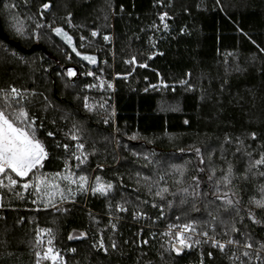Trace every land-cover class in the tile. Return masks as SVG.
I'll return each instance as SVG.
<instances>
[{"label":"trees","instance_id":"16d2710c","mask_svg":"<svg viewBox=\"0 0 264 264\" xmlns=\"http://www.w3.org/2000/svg\"><path fill=\"white\" fill-rule=\"evenodd\" d=\"M0 25V116L47 151L26 179L1 175L0 264H39L38 229L66 264H264V0H0ZM36 44L46 52L14 46ZM101 72L109 95L87 89ZM59 173L88 192L53 208L23 188ZM133 211L248 241L261 259L150 238Z\"/></svg>","mask_w":264,"mask_h":264},{"label":"rangeland","instance_id":"374dc122","mask_svg":"<svg viewBox=\"0 0 264 264\" xmlns=\"http://www.w3.org/2000/svg\"><path fill=\"white\" fill-rule=\"evenodd\" d=\"M112 34L104 35L103 41L105 44L109 45V41L112 42ZM84 37L80 38V43H82ZM83 44V43H82ZM84 45V44H83ZM109 52V51H107ZM134 65L135 60L132 59ZM69 75H73L75 72L73 69L68 70ZM104 73H99L93 80L96 79L93 85H90L87 89L96 90L100 94H111L112 82L105 81ZM72 149L74 161L79 160L80 148ZM0 184L1 175L6 169H12L18 172L23 179H26L28 171L33 170L36 166L42 164V161L47 156V151L38 143L33 142L28 138L25 133L21 130L15 129L11 124L3 121L0 116ZM24 190L30 188L32 191L40 193L44 198L41 203L44 206H50L53 208L59 207L62 203H54L56 197L61 198L60 192H66L67 194L72 193L76 195L80 191L88 192V186L83 182L77 180H72L67 174H50L47 177L37 179L34 183L33 180H27L23 182ZM1 196V194H0ZM36 245L38 250L36 256L42 255L44 253L46 258H42L39 264H43L42 261H46L48 264H56L54 260L58 255L63 256L64 264H66L64 253H62L53 244V237L49 230L38 229L36 232Z\"/></svg>","mask_w":264,"mask_h":264},{"label":"built area","instance_id":"2783aa9c","mask_svg":"<svg viewBox=\"0 0 264 264\" xmlns=\"http://www.w3.org/2000/svg\"><path fill=\"white\" fill-rule=\"evenodd\" d=\"M87 76L93 75L92 72L86 73ZM99 79V77H97ZM112 91L114 88L112 87ZM91 104H89L90 107ZM1 166V164H0ZM0 209H1V196H0ZM126 211V209H123ZM131 217L134 220L137 227L140 228V234L146 230L148 237L154 238L159 237L166 239L173 245L178 246L179 248L185 251H199L203 253L206 251L207 256L212 255V249H218L220 251H225L231 249V255L234 258H239V250L244 256V258L252 261H258L260 255L255 252L254 247L248 242L244 241L239 243L234 237L229 239H219L211 237L205 232H199L196 226L193 223H182L176 218H173L172 221L165 223L164 225L152 226L149 224L151 221L153 224L156 223L155 219H151L147 214L140 211H133ZM143 242L147 244L148 239L144 238ZM38 259L46 258V255L36 256ZM56 264H64L63 256L58 255L54 260Z\"/></svg>","mask_w":264,"mask_h":264},{"label":"water","instance_id":"95a60500","mask_svg":"<svg viewBox=\"0 0 264 264\" xmlns=\"http://www.w3.org/2000/svg\"><path fill=\"white\" fill-rule=\"evenodd\" d=\"M52 34L54 35V37L56 39H58L63 45H65L67 47V49L70 51V53L75 58H77L83 64L89 65L92 68L97 67L99 65L98 56L95 54L80 52L76 47V43H75L73 36L63 27H55L52 30ZM0 39L9 42L7 39V36L5 35V33L3 32L2 28H1V25H0ZM9 43H11V42H9ZM14 46L16 48H18L22 53H30L34 50H39V49L46 52L44 47L41 46L40 44H36L29 49L21 48L17 45H14Z\"/></svg>","mask_w":264,"mask_h":264},{"label":"crops","instance_id":"0c3cea01","mask_svg":"<svg viewBox=\"0 0 264 264\" xmlns=\"http://www.w3.org/2000/svg\"><path fill=\"white\" fill-rule=\"evenodd\" d=\"M3 120V119H2ZM4 121V120H3ZM0 157H2L1 155H0Z\"/></svg>","mask_w":264,"mask_h":264}]
</instances>
